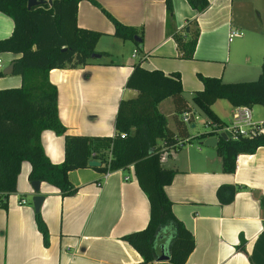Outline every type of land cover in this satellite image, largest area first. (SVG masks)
<instances>
[{
  "label": "crops",
  "instance_id": "1",
  "mask_svg": "<svg viewBox=\"0 0 264 264\" xmlns=\"http://www.w3.org/2000/svg\"><path fill=\"white\" fill-rule=\"evenodd\" d=\"M170 2L168 23L164 0L77 2V24L101 32L95 49L105 52V58L49 70L48 79L56 90L57 116L66 132L112 135L119 99L135 95L136 91L124 84L139 60L146 68L178 72L190 111L195 110L192 105L197 107L193 96L202 86L200 76H217L222 81L257 76L264 61V0H208L201 11L186 0ZM100 7L137 29L139 40L132 42L128 54L119 46L122 49L129 44L112 34V23ZM189 22L197 27V39L192 57L181 58L172 34L183 32ZM12 26L11 18L0 12V38L7 37ZM232 29L239 34L228 38ZM101 37L107 40L99 46ZM0 55V61L5 59L7 65L17 54L3 51ZM16 75L8 80L14 84L11 86L20 83ZM158 109L174 136L188 138L189 131L186 125L185 130L180 129L170 98L159 101ZM214 116L219 121L206 120L224 122ZM254 119L262 121L264 133V119ZM189 126H194V120ZM210 135L213 133L207 130L198 137L203 140ZM40 141L50 161H61L62 135L43 129ZM161 164L174 170L172 180L164 186L171 211L193 235V248L183 264H264V145L253 152L237 153L232 172L222 170L215 145L201 148L183 144L163 153ZM96 166L67 172L76 188L70 194L39 180L37 193L43 197L37 211L47 229L43 241L35 223L34 192L27 179L29 163L21 161L15 190L6 196L0 193V201L4 200L0 204V264H157L143 263L141 255L120 238L142 228L148 218L147 197L132 166L106 172ZM229 183L235 186L233 198L221 203L215 190Z\"/></svg>",
  "mask_w": 264,
  "mask_h": 264
},
{
  "label": "trees",
  "instance_id": "2",
  "mask_svg": "<svg viewBox=\"0 0 264 264\" xmlns=\"http://www.w3.org/2000/svg\"><path fill=\"white\" fill-rule=\"evenodd\" d=\"M79 0H44L26 6V0H0V12L9 16L13 26L10 34L0 38V52L17 54L11 59V73L18 74V86L0 88V193L6 196L15 190L16 176L22 160L29 163L27 179L46 181L62 194L75 191L67 172L87 166L91 157L98 158L101 171L132 166V173L147 197L148 218L145 225L120 236L142 257L143 263L183 264L193 248V235L171 211L164 186L173 177L174 170L161 164V155L173 147L174 133L167 126L158 103L169 97L174 116L178 118L190 107L182 96L179 73H164L160 69L146 68L141 60L132 65L125 86L134 89L135 95L120 98L112 135L72 134L65 131L57 116L56 90L48 79L52 68L83 65L105 52L95 49L100 31L79 26L76 21ZM197 11L205 8L208 0H186ZM94 3H96L94 1ZM166 22L172 17L170 0H164ZM97 4V3H96ZM111 21L112 34L122 40H137L134 26L122 23L100 7ZM183 32H173L178 56L191 58L197 39V27L189 22ZM0 74L2 72L0 71ZM201 88L194 91L195 104L210 113L209 105L218 98L231 105H260L264 113V61L254 79L222 81L217 76H200ZM52 129L62 135L63 153L59 162H52L45 154L40 141L43 129ZM160 140L159 144H156ZM264 145V133L250 136L219 137L215 144L225 172L234 169L237 153L253 152ZM235 186L220 184L215 194L219 202L233 198ZM0 204H4V200ZM35 223L46 241L47 229L38 211ZM242 243V242H241ZM241 246V245H240ZM242 248V246H241ZM164 254L167 257L158 260Z\"/></svg>",
  "mask_w": 264,
  "mask_h": 264
},
{
  "label": "built area",
  "instance_id": "3",
  "mask_svg": "<svg viewBox=\"0 0 264 264\" xmlns=\"http://www.w3.org/2000/svg\"><path fill=\"white\" fill-rule=\"evenodd\" d=\"M239 31L237 29H232L228 38H231L234 35H238ZM133 54V53H132ZM198 118L196 114L191 112L190 110H184L179 114V119L187 124ZM210 124L209 130L213 133V135L218 136L220 132H223L226 137H236L238 135L250 136L257 133H263L262 121L255 120L252 117V108L249 105L240 104L234 105L231 111V116L228 123L225 122H216L207 120ZM189 138L175 136L173 147L170 149V152L175 148L182 146L188 141ZM235 160V158H234ZM24 200L21 199V202Z\"/></svg>",
  "mask_w": 264,
  "mask_h": 264
},
{
  "label": "rangeland",
  "instance_id": "4",
  "mask_svg": "<svg viewBox=\"0 0 264 264\" xmlns=\"http://www.w3.org/2000/svg\"><path fill=\"white\" fill-rule=\"evenodd\" d=\"M103 39H101V42L99 44V46L103 45V42L106 39V37H101ZM118 43L120 44V39H117ZM125 44H129V46H124L122 49H120L119 46V50L125 54H128V52L130 51L131 45L133 40L130 39H125ZM117 47V46H114ZM105 55H101V57H97L95 60H103V58ZM2 55H0V59H1ZM5 63V64H4ZM4 65H6V60L2 59L0 61V71L2 70V68L4 67ZM11 76H17L15 73H10V74H0V88L1 87H8L14 84H8V80L11 78ZM224 81V80H223ZM169 98V97H168ZM167 100V98H166ZM166 101H163V103H165ZM161 103V105L163 104ZM192 109L195 110H191V112H193L194 114H196L198 116V118L194 119V126L192 127H188L187 124L186 127L189 131V135L188 138L189 140L185 143V146H189V145H196L199 146L201 148H203L204 146H206L205 144L202 143V139L200 137H198V135L200 133H204L207 132V130H209L210 124L208 123V121L206 120V118L210 117L208 112H205L204 109H202L199 106H193L192 105ZM210 108V113H212V115H217L218 118L224 119L223 121L225 123H228L229 121V110H232L233 108L231 107V104L224 98H218L215 100V102L209 107ZM163 109V108H162ZM252 117L253 118H263L264 119V113H263V109L260 105H253L252 106ZM219 121V120H216ZM188 124H191L188 123ZM197 134V135H196Z\"/></svg>",
  "mask_w": 264,
  "mask_h": 264
},
{
  "label": "water",
  "instance_id": "5",
  "mask_svg": "<svg viewBox=\"0 0 264 264\" xmlns=\"http://www.w3.org/2000/svg\"><path fill=\"white\" fill-rule=\"evenodd\" d=\"M42 2H44V0H26V6L30 7L32 5H37V4H40ZM133 38L136 40L138 39L136 35H133ZM94 56L98 57L99 54H94ZM11 67H12V63L9 62L7 65H5L2 68L1 72L3 74L10 73ZM219 137L226 138V135L223 132H220L218 136H216V135L206 136L205 138H203L202 143L205 145L214 146L217 143V140ZM87 164L90 166H94V165H98L99 162L97 160L91 158L87 161ZM38 184H39V180H37V179L29 181V185H30L32 191L34 192V194L31 195V201H32V205H33L35 212L38 210L39 203L43 197L42 194L37 193ZM166 257H167L166 255L160 254L157 257V259H165Z\"/></svg>",
  "mask_w": 264,
  "mask_h": 264
}]
</instances>
